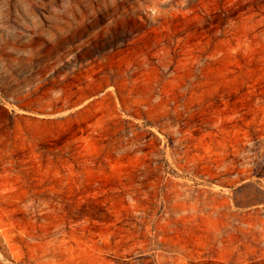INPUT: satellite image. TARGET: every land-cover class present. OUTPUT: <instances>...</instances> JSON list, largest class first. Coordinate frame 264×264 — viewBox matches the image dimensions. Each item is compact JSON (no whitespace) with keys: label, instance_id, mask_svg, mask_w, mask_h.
I'll list each match as a JSON object with an SVG mask.
<instances>
[{"label":"rangeland","instance_id":"obj_1","mask_svg":"<svg viewBox=\"0 0 264 264\" xmlns=\"http://www.w3.org/2000/svg\"><path fill=\"white\" fill-rule=\"evenodd\" d=\"M0 264H264V0H0Z\"/></svg>","mask_w":264,"mask_h":264}]
</instances>
